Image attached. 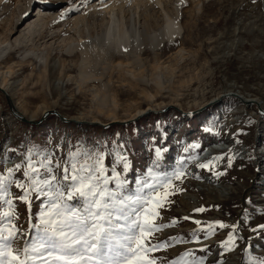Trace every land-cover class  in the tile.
Here are the masks:
<instances>
[{"label":"rangeland","instance_id":"374dc122","mask_svg":"<svg viewBox=\"0 0 264 264\" xmlns=\"http://www.w3.org/2000/svg\"><path fill=\"white\" fill-rule=\"evenodd\" d=\"M80 1L34 0L23 14L25 0H0V46L6 44V39L12 45L0 62V87L29 119L40 120L46 111L54 109L78 120L131 121L103 128L66 123L52 113L39 124H31L13 114L6 95L0 91V172L23 165L25 154L33 146L61 160L70 150L86 146L105 153L108 167H117L113 162L116 154L124 151L132 165L127 173L129 191H134L136 178L146 173L156 159L154 150L162 148L158 170L171 173L179 167L178 161L186 158V175L174 181L175 195L168 197L170 202L160 210L162 219L157 221L169 225L176 219L177 223L156 233V240L174 237L187 242H173L153 253L158 264L175 260L190 264L192 257L185 254L192 250H196L197 258H204V264H255L256 258L264 259V231H253L264 225V113L256 104H244L233 96L207 106L223 94L236 92L246 100L260 101L264 108V0H201L200 11L192 0L186 1L185 31L178 41L167 43L156 54L143 52L145 77L152 83L138 85L114 67L112 75L106 77L111 83L107 103L96 97L94 84L99 87L100 82L82 87L79 83L81 55L76 51L69 54L63 43L64 37L70 35L68 22L60 23L53 32L41 25L31 36L27 30L29 24H38L42 14L68 10L67 21H71L88 7H100L104 2L88 0L76 7L79 13L71 14L73 5ZM97 16L101 29L102 16ZM11 25L13 31L9 32ZM55 32L58 34L53 36ZM31 47L46 53V65L27 56ZM181 49L183 58L179 55ZM113 57L115 61L123 60L116 54ZM155 59L161 66L158 70L154 69ZM97 62L92 61L89 67ZM10 66L13 72L4 84ZM158 77L163 80L162 87L150 80ZM100 104H104L102 109ZM172 105L186 112L206 107L188 116ZM112 108L116 118L108 114ZM164 108L168 109L134 119L139 110ZM220 156L224 158L214 159ZM228 159L232 160L231 166ZM210 160V170L199 167ZM16 176L23 179L22 172ZM10 191L14 200L22 195L15 186ZM42 199L33 198L30 208L17 201L13 209H8L0 202V210L17 213L12 223L25 232V237L13 244L14 249L22 248L25 238H30L29 229L31 223L38 222ZM201 207L206 210L194 212ZM195 220L222 221L238 227L221 229L217 225L214 234L208 235L199 231L197 241L193 231L207 225H197ZM230 234L233 241L229 251L224 242Z\"/></svg>","mask_w":264,"mask_h":264},{"label":"snow or ice","instance_id":"6c2138e0","mask_svg":"<svg viewBox=\"0 0 264 264\" xmlns=\"http://www.w3.org/2000/svg\"><path fill=\"white\" fill-rule=\"evenodd\" d=\"M154 151L156 159L136 178L135 190L129 191L127 173L132 165L124 151L117 152L113 161L118 171L105 165V153L86 146L70 150L63 160L44 155L33 146L25 154L23 165L0 172V202L8 209H13L17 201L30 208L33 198H43L38 222L31 223L30 238H25L24 246L14 249L13 244L25 237V232L12 223L17 219L15 211L0 210V264H158L153 253L173 242H187L174 237L156 240V233L177 223L176 219L169 225L157 221L162 219L160 210L170 202L168 197L175 195L174 181L186 175V158L178 161L177 169L165 173L158 170L163 149ZM212 163L210 160L199 167L209 169ZM231 163L228 159L229 166ZM21 172L23 179L16 176ZM12 186L22 190L15 200ZM205 210L201 207L194 212ZM194 223L207 225L193 231L197 241L199 231L208 235L214 234L217 225L221 229L238 227L222 221ZM253 231H264V225ZM232 241L230 234L224 242L225 250H232ZM195 251L185 254L192 257L190 264H204V258H197ZM171 264H179V260ZM255 264H264V259L256 258Z\"/></svg>","mask_w":264,"mask_h":264},{"label":"bare ground","instance_id":"6f19581e","mask_svg":"<svg viewBox=\"0 0 264 264\" xmlns=\"http://www.w3.org/2000/svg\"><path fill=\"white\" fill-rule=\"evenodd\" d=\"M33 1L25 0L23 14L28 12ZM87 1L82 0L78 4L75 3L71 14L79 13L80 9L75 11L76 7L85 4ZM186 1L188 0H104L103 3L101 2L100 7L97 5L88 7L82 14L77 15L71 21H67L69 20L68 10L42 14L39 17L38 24H29L27 30L31 36L36 31V26L41 25L43 29L51 28L50 30L53 32V29L59 26L60 23L64 25L68 22L69 29L67 32H70V35L64 37L63 43L69 54L76 51L81 55L79 83L82 87L90 82H100L99 87L94 84L96 97L101 102H106L107 88L111 84L110 80L106 81V77L112 75L114 67L120 74L124 75L125 79L127 77L129 79L132 78L138 85L151 82L145 77L147 67L143 59V52L148 50L156 54L167 43L178 41L185 31L183 8ZM192 2L200 11L201 0H192ZM101 8L102 10L99 12ZM97 14L102 16L101 29H98L100 27L98 24L100 23L97 24ZM160 21L163 22L159 28H156L155 25L157 26ZM51 25L54 26L51 27ZM8 31H13L12 25ZM57 34L58 32L52 33L53 36ZM3 43L6 44L0 46V62L4 60V56L12 48L9 39H6ZM183 52L184 49L179 50L181 58L184 57ZM115 54L122 57L123 60L115 61L113 57ZM27 56L34 57L44 64L47 62L46 53L39 52L34 47L29 49ZM95 60L98 61L99 68H96L97 64L89 67V64ZM155 60L154 69L158 70L161 66H159L157 59ZM12 72L13 67L10 66L5 74L4 84H6L7 77ZM150 80L154 81L156 86L162 87L163 80L161 78H152ZM4 84L2 85L5 87ZM112 103L114 104V102ZM102 105L104 104L99 105L101 109ZM100 108L99 110H101ZM143 111L145 112V110H139L137 114ZM110 112L108 114H111L112 118H116L113 108L110 109Z\"/></svg>","mask_w":264,"mask_h":264},{"label":"water","instance_id":"95a60500","mask_svg":"<svg viewBox=\"0 0 264 264\" xmlns=\"http://www.w3.org/2000/svg\"><path fill=\"white\" fill-rule=\"evenodd\" d=\"M0 91H2V92L6 95L8 101H9V103H10L11 110H12L13 114H14L18 119H20L21 121H23V122H28V123H31V124H39L42 120H44L45 117H47L49 114H52V113L56 114V115L60 118V120H62L63 122H66V123L86 124V125H97V126H101V127H103V128H108V127H110V126H112V125H114V124H117V123L124 125V124H127V123H129V122L131 121V120H125V121H111V122H108V123H103V122H101V121H96V120H95V121H94V120H78L77 118H68V117H65V116L62 115L59 111L54 110V109H51V110L46 111L45 114L43 115V117H42L40 120H33V119H29V118H27L26 116H24V115L21 113V111H19V110L17 109V107L15 106V104H13V102H12V100H11V96H10V94H9L6 90H3V89L0 87ZM226 96H233V97H236V98H238L240 101H242L244 104H251V103L256 104L257 107H258V109H259V111H260L261 113H264V108L262 107L260 101H258V100H253V99L246 100L242 95H240V94H238V93H236V92H229L228 94H223V95L221 96V98H218L217 100H213V101L209 102V103L207 104V106H208V105L215 104L216 102H219L222 98H224V97H226ZM170 107H172V108L178 110L179 112H181V113H183V114H185V115L191 116V115L195 114L196 112H199L200 110H203L206 106L203 107V108H200V109H198V110L188 111V112L184 111L182 108L177 107V106H175V105H172V106H170ZM168 108H169V107H168ZM168 108H164V109H162V110H161V109H160V110H157V109H154V110H153V109H149V110L146 111V112H142V113H140V114L137 115V117L134 118V119L142 118V117L145 116V115H149V114H151V113H155V112H156V113H157V112H164V111H166Z\"/></svg>","mask_w":264,"mask_h":264}]
</instances>
